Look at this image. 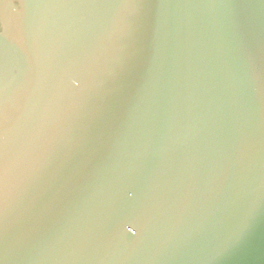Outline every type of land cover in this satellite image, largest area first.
I'll return each mask as SVG.
<instances>
[{
	"label": "water",
	"instance_id": "water-1",
	"mask_svg": "<svg viewBox=\"0 0 264 264\" xmlns=\"http://www.w3.org/2000/svg\"><path fill=\"white\" fill-rule=\"evenodd\" d=\"M0 110V264H264V0H0Z\"/></svg>",
	"mask_w": 264,
	"mask_h": 264
},
{
	"label": "snow or ice",
	"instance_id": "snow-or-ice-1",
	"mask_svg": "<svg viewBox=\"0 0 264 264\" xmlns=\"http://www.w3.org/2000/svg\"><path fill=\"white\" fill-rule=\"evenodd\" d=\"M5 120L6 114L3 110H0V235L4 231L3 220L12 192V185L9 181L10 166L7 154L6 132L4 131ZM32 170L34 171V169Z\"/></svg>",
	"mask_w": 264,
	"mask_h": 264
}]
</instances>
